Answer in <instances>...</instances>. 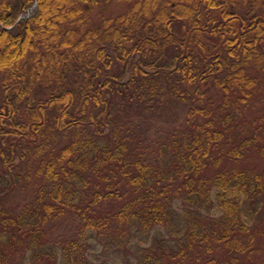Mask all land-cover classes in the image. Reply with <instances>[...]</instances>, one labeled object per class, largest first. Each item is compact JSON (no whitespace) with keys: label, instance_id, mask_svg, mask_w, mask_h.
<instances>
[{"label":"trees","instance_id":"trees-1","mask_svg":"<svg viewBox=\"0 0 264 264\" xmlns=\"http://www.w3.org/2000/svg\"><path fill=\"white\" fill-rule=\"evenodd\" d=\"M103 1L0 0V181L23 164L38 179L25 214L0 205L1 254L20 237L59 264L44 225L70 216L128 240L167 229L150 234L145 264H253L264 171L227 161L264 155V143L226 112L251 94L250 70L264 71V0H123L126 12L91 22ZM203 83L222 89L216 107L202 104ZM169 98L184 121L151 140ZM61 248L62 264H98L84 243Z\"/></svg>","mask_w":264,"mask_h":264},{"label":"rangeland","instance_id":"rangeland-1","mask_svg":"<svg viewBox=\"0 0 264 264\" xmlns=\"http://www.w3.org/2000/svg\"><path fill=\"white\" fill-rule=\"evenodd\" d=\"M133 4L132 2L123 0H104L98 3L89 12L91 22L97 23L100 19L115 17L121 13L126 12ZM34 11V10H31ZM30 11V12H31ZM33 13V12H32ZM28 14V13H26ZM253 78L256 79L254 87H251V94L247 100L239 101L241 105L234 103L233 105L237 109L227 111L235 114L236 119L233 122V130L240 135L251 134L256 132L260 141L264 143V71L250 70ZM203 89V90H202ZM201 90L205 92V97L201 99L204 105L208 107H216L219 102H222V89L218 86H214L211 83H203ZM1 99V94H0ZM241 106H244L243 110ZM239 107V108H238ZM134 111V107L131 108ZM186 111L185 103L178 100L168 99L163 106L155 108V112H158V116L152 118L151 125V140L154 138L153 134L157 136L166 137L167 131L172 129L181 128L179 124L184 119ZM151 113V112H150ZM147 115H150L149 113ZM156 141V140H155ZM154 141V142H155ZM153 142V143H154ZM229 167L234 168H248L259 171H264V155H259L256 151H249L245 154V157L238 159L237 161H227ZM2 172V170H1ZM11 176L6 175L9 181H0L1 184H9L7 189H3L0 186V205L17 210L25 214V210L28 209L30 204H27L28 199L31 198L30 193L34 186L38 184L37 176L33 169H29L27 164H23L16 168L11 169ZM218 210L215 204L212 212L213 215ZM27 213V211H26ZM253 219V233H254V253L251 255L253 264H263L264 262V211L259 210ZM26 217L35 225H40V218L35 214L33 217L27 215ZM20 226L23 225L19 222ZM46 234V242L54 247L56 253H58V262L62 264L61 251L63 243L66 241H78L84 243L86 249L84 250L88 259L98 264H145L142 256V248L148 246L150 241L148 240L150 234L164 235L167 233V229L161 228L158 234L157 229H153L149 234L138 233L136 235L130 234V236H136L128 240V233L115 232L113 228L104 230L101 233L92 231L89 229H82L78 223L70 216L60 217V219L53 222H49L44 225ZM165 232V233H164ZM161 239V237H158ZM6 244V243H5ZM36 244V243H35ZM39 244L44 248L43 242L39 241ZM30 242L28 239L24 240L15 238L12 243H7L4 249L5 256L2 255L1 264H47L48 259L41 254L40 258H33L31 255L32 249L29 248ZM36 249L40 250L36 244ZM216 249L214 245L213 250ZM62 250V248H61ZM212 250V251H213ZM201 254H206L205 252ZM200 255V254H199ZM213 257V261L216 258L222 259V252L217 250L210 253ZM168 257V256H167ZM165 257L162 264H178L174 263V260H168ZM194 258V257H192ZM188 257L182 261L183 264H189L188 260L192 259ZM202 257L199 261H202ZM33 260H35L33 262ZM202 264V263H198Z\"/></svg>","mask_w":264,"mask_h":264},{"label":"bare ground","instance_id":"bare-ground-1","mask_svg":"<svg viewBox=\"0 0 264 264\" xmlns=\"http://www.w3.org/2000/svg\"><path fill=\"white\" fill-rule=\"evenodd\" d=\"M21 17H23V15H21Z\"/></svg>","mask_w":264,"mask_h":264},{"label":"water","instance_id":"water-1","mask_svg":"<svg viewBox=\"0 0 264 264\" xmlns=\"http://www.w3.org/2000/svg\"><path fill=\"white\" fill-rule=\"evenodd\" d=\"M34 6H35V4H34Z\"/></svg>","mask_w":264,"mask_h":264}]
</instances>
